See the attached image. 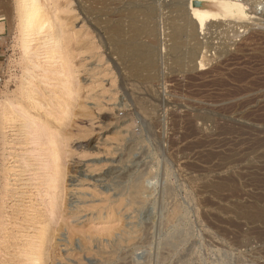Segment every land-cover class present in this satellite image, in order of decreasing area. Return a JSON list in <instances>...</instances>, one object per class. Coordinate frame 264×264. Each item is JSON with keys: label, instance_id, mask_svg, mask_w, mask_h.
<instances>
[{"label": "rangeland", "instance_id": "rangeland-1", "mask_svg": "<svg viewBox=\"0 0 264 264\" xmlns=\"http://www.w3.org/2000/svg\"><path fill=\"white\" fill-rule=\"evenodd\" d=\"M239 1L237 18L199 32L223 54L207 52L194 69L176 62L161 28L156 33L144 21L137 39L150 44L152 37L158 58L135 74L132 59L114 53L117 38L136 30L127 19L115 34L101 21L98 1L56 0L59 28L37 31L34 39L44 47L57 33L68 73L37 72L32 84L43 102L24 105L54 140L65 179L54 173L64 188L59 183L53 206L39 193L42 185L29 190L30 232L2 213L0 264H28L22 234L39 236L43 214L56 229L47 264H264V0ZM0 23L6 169L14 150L7 137L15 131L7 119L26 120L9 106L23 103L21 81L29 79V63L43 58L41 50L35 60L23 54L16 0H0ZM27 138L40 159L34 167L46 177L48 141Z\"/></svg>", "mask_w": 264, "mask_h": 264}, {"label": "bare ground", "instance_id": "bare-ground-1", "mask_svg": "<svg viewBox=\"0 0 264 264\" xmlns=\"http://www.w3.org/2000/svg\"><path fill=\"white\" fill-rule=\"evenodd\" d=\"M96 1L99 2L100 12L102 13L101 15L105 16L104 20L101 21L104 22L105 27L109 28L110 31L112 30L113 33L119 34L118 30L119 28H121V25L125 23L124 20L126 19L129 22L128 25H131L134 28H136L133 35L131 36L127 35L128 37H126L125 35V38L123 36L122 38L116 36L119 39L117 38L116 41L114 40L115 41L114 53H116L120 58L121 57L124 58L128 56L130 59H132L131 68L135 74H138L141 70L145 71L148 68L150 70V68L153 67L154 65V58L157 57L155 55V52L157 50L155 51V48L152 45H150L151 43L154 44L151 39L152 37H150L149 39L151 41L149 42L150 44H146V41H144L145 42L144 44L142 43V41H139L137 39L139 37V36L137 37L138 33L141 34L140 32H142L139 28L142 26V24H145L146 21H147L146 24L148 23V21H152L149 23H153L154 28L152 27V24H147V25H151V27L153 28L152 30L154 32L156 31V33L159 27L161 28L163 33L162 41H164L165 39V41L167 40L170 42V44H167V46L166 45L165 46L166 48H168L169 52L171 51L176 53L175 54L176 62L181 63L183 66L185 65L190 69H194L197 66L202 67V62L204 61L203 59L206 56L207 52L213 51L212 53L213 55L216 53L223 54V47L218 46L214 48L212 46H208L207 44L203 43L202 40L199 39V32L204 30H210L213 28L215 31L216 29H219L221 23H223V22L220 23V20L226 21L227 19L232 18V16H235V18H237L236 11L241 6L239 0H96ZM16 3H17V12H18V25L21 33L19 39L21 42V49L23 50V54L28 56L29 61L35 60V59H39L38 52L41 50L42 52L40 54L42 55L43 63L41 64L39 63V61H32L31 63H29V68H28L30 70L28 72L29 79L28 80L23 79L21 81V86H24L23 87L24 90L22 89L23 91L22 100L24 101L23 103L21 102L22 104L15 103L14 105L12 104L13 106H9L10 108L11 107L14 108V110L16 111V115L26 120H24V122H21L19 125H13V122L19 123L18 121H15L18 120V117H13V118L8 117V119L6 118L8 122L11 120L10 121L11 123L9 125L12 124L11 126L15 128L14 131L15 133L13 132L12 134L14 136L13 137L10 136L12 137L11 139H8L7 137V140L10 142V143L7 142L9 143L8 147L14 150L10 152V154H8V157L11 156V158H7V159H12V161L6 160L10 163L9 165L6 164L7 165L6 169L5 166H3V164L1 163L2 158L0 157V218L3 212L4 213L7 212L6 216H8V214L10 213L11 215H13L12 217L13 223L22 225V227L21 226L18 227V230L27 233L31 231L29 227L31 224V223L29 224V221L31 220L30 219L31 216L30 218L28 217V215L30 214L27 212V207H33L30 204L27 205V203L28 202L30 203V201H32L30 199H32L33 198L32 195H34V194L32 195L29 194V190L34 188V190L39 191L41 190V188H44V190L39 191V193L45 191L46 198L49 197L48 199H50V202L48 200L47 201L49 203H52L51 205L53 206V203H55V199L57 198V195L60 196L59 194L55 195L56 193L55 191L59 188V185L60 184L62 185L63 183L59 182L60 183L59 184L57 182L58 173L57 174L54 173L57 170L59 172L57 165V157H58L57 151L55 150V148L54 149L52 148V146L54 145V140L52 136L48 135L50 133L45 134L46 131L43 129V126H39L36 124L35 116H30L28 115V113H26L24 103L27 104L28 102H25V100L28 101L30 99H35L38 104H41L43 102L44 95L41 96V93H38L39 90L35 88L34 84H32L34 80L33 78L37 72H40L43 75L57 73V74H61L63 77L66 76L67 75L66 73L68 72L66 66L65 69L63 68V65H65L66 63L65 60L66 57H64L63 52L61 51L62 42H60L61 40L59 39L57 33L49 35L47 45L44 47L39 45L36 46V44L41 43V41H36L34 39L39 37V35H36V37H34L35 32L37 31L39 32L40 30L49 31L52 27H57V23L56 21H54V16L52 15L54 11L57 12L60 9L59 6H57L56 4V0H16ZM68 8L70 9L69 5ZM113 19L115 20L113 21ZM146 27H144V29ZM149 29L150 28L146 30L147 33ZM165 30L167 31L165 32ZM131 31H133V28L131 29ZM153 31H150L149 33L151 34ZM111 35L114 36V34ZM108 40H113V39H111L109 36ZM32 42H34L35 45ZM61 87H62L61 89L59 88L60 91L63 90L64 86ZM137 99L140 98L137 97ZM249 101L250 100H247V102ZM14 110H11V113ZM51 111H49L48 113L51 114ZM11 113L8 114L11 115ZM13 114L15 113L13 112ZM9 127H7L6 129L8 130ZM2 130L3 128L1 127L0 133L4 138L5 137L4 131ZM42 132L45 134V136L47 135L46 138L45 136H43L44 134L42 135ZM31 134L36 135L38 142L44 138L48 141L46 145L48 150L51 151L48 154L46 153V155L50 159H48L47 162H45L46 164L44 163L45 164L44 169L46 171L48 170L46 177H44V174L39 171L40 165L39 168L34 167L35 164H39L38 162V160H40L38 158L39 156L37 153H34V151L33 152L32 150L29 151L28 148L30 146L28 145V142H25L26 141L25 139H29L27 137L31 136ZM30 144L32 143L30 142ZM27 154L29 158H27ZM5 159L6 158L4 157V160ZM8 166H10V168ZM59 173L60 176L62 175L61 177L64 178V172H59ZM31 175L36 176V178L34 177H33L34 179L31 178ZM40 185H42L41 188ZM63 186L64 184L61 187L64 188ZM137 188H140V186L137 185ZM36 191H35L36 195L41 194V193L40 194L37 193ZM60 191H62V189ZM63 194L61 195L63 196ZM26 197H28L29 199L25 200ZM46 205L48 204L46 203ZM49 207L50 206H48L47 208ZM52 209L53 208L51 207V210ZM43 215H42L43 218H40L39 221L36 218L38 221L37 222L38 225L36 227L39 228V233H40L39 236H35V235L28 236L22 234V236L25 239V244L27 246L25 248H22L24 250L23 255H24L25 263L47 264L45 262V259H49L50 254L52 253V252L50 253V250L52 249L50 247V242L54 240L53 237H54L55 228L53 229L51 223H54L52 222L54 220L52 219L50 223V221L46 219L47 214H45V218ZM54 218L57 217L55 216ZM36 240L39 241L37 247L33 246L34 243H36Z\"/></svg>", "mask_w": 264, "mask_h": 264}]
</instances>
